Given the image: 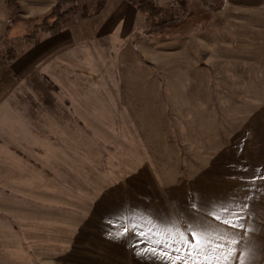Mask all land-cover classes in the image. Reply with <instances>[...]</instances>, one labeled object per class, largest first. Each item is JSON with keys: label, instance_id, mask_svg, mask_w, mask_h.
Here are the masks:
<instances>
[{"label": "rangeland", "instance_id": "1", "mask_svg": "<svg viewBox=\"0 0 264 264\" xmlns=\"http://www.w3.org/2000/svg\"><path fill=\"white\" fill-rule=\"evenodd\" d=\"M60 1L0 0V264H264V0H154L170 34L105 0L30 45Z\"/></svg>", "mask_w": 264, "mask_h": 264}, {"label": "trees", "instance_id": "2", "mask_svg": "<svg viewBox=\"0 0 264 264\" xmlns=\"http://www.w3.org/2000/svg\"><path fill=\"white\" fill-rule=\"evenodd\" d=\"M133 5L144 17L147 23L148 34H170L179 29L182 25V14L180 16L172 15V11H167L164 8L156 5L154 0H126ZM204 2L205 0H199ZM13 0H7V4L13 8ZM105 4V0H61L52 9L51 13L43 18L36 25L30 34L25 35L30 45H34L39 41L40 34L54 35L62 29V24L66 17L78 11L81 7L82 15H92L100 11ZM68 6V8H64ZM18 9V8H17ZM16 10V9H15ZM15 13V11H14ZM10 54V53H9ZM10 56V55H7ZM16 57L12 54L7 60V63ZM5 60H3L4 62ZM5 63V62H4ZM183 195L187 200L189 209L196 211L193 206L192 197L190 194L189 185L185 180V185H182Z\"/></svg>", "mask_w": 264, "mask_h": 264}, {"label": "snow or ice", "instance_id": "3", "mask_svg": "<svg viewBox=\"0 0 264 264\" xmlns=\"http://www.w3.org/2000/svg\"><path fill=\"white\" fill-rule=\"evenodd\" d=\"M227 222V221H225ZM234 227L236 225H233ZM183 239V237H182ZM157 243H159V241H157ZM185 243V250L187 251V245L189 243H191L193 245V247L200 252L201 250H206L209 249V247L213 244V241L211 239H208V237L200 232H194L192 235V240L191 241H184ZM235 243V242H233ZM167 246V245H166ZM223 245H216L215 247H211L210 251L211 252H215L217 250V248H222ZM153 252V254H156V250L152 249L151 250ZM176 252L180 251V248H176L175 249ZM232 249H229V255H224L223 253L220 254V256H216L215 260H216V264H225L226 261H228L230 259V255H231ZM189 257H191V252L189 251ZM221 257H223V260H221ZM161 260H169L171 261V264H175L176 260H184V258L182 256H176L175 258H173L171 256L170 253H163V255L160 256ZM184 264H188L187 260H184ZM204 264H213L212 259H210L208 256H205V261Z\"/></svg>", "mask_w": 264, "mask_h": 264}]
</instances>
